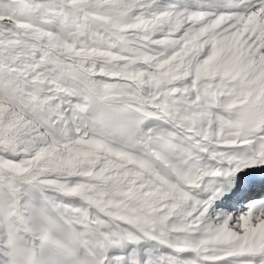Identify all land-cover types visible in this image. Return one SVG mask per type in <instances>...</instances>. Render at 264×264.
I'll list each match as a JSON object with an SVG mask.
<instances>
[{"label": "snow or ice", "instance_id": "6c2138e0", "mask_svg": "<svg viewBox=\"0 0 264 264\" xmlns=\"http://www.w3.org/2000/svg\"><path fill=\"white\" fill-rule=\"evenodd\" d=\"M0 264H264V0H0Z\"/></svg>", "mask_w": 264, "mask_h": 264}]
</instances>
